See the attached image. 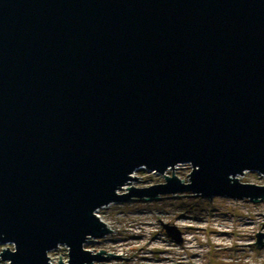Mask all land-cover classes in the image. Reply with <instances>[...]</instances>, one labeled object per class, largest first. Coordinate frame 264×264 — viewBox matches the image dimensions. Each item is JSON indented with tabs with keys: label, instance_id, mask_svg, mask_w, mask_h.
Masks as SVG:
<instances>
[{
	"label": "water",
	"instance_id": "obj_1",
	"mask_svg": "<svg viewBox=\"0 0 264 264\" xmlns=\"http://www.w3.org/2000/svg\"><path fill=\"white\" fill-rule=\"evenodd\" d=\"M182 164L188 182L164 174ZM139 169L164 182L127 186ZM248 171L264 177V0H0L1 261L115 260L83 248L109 232L96 209L260 201Z\"/></svg>",
	"mask_w": 264,
	"mask_h": 264
},
{
	"label": "rangeland",
	"instance_id": "obj_2",
	"mask_svg": "<svg viewBox=\"0 0 264 264\" xmlns=\"http://www.w3.org/2000/svg\"><path fill=\"white\" fill-rule=\"evenodd\" d=\"M182 183L188 182L190 167L177 165L165 171ZM127 186L149 187L164 182L163 175L139 169ZM237 180L264 186V177L248 171ZM126 186L118 190L125 192ZM96 218L108 234L98 240L87 239L83 248L103 256L119 255L115 260L94 264H264V237L256 246L254 234L264 233V198L257 202L226 197L202 198L190 193L161 195L156 200H130L96 209ZM175 226L181 242L170 240L163 225ZM11 245H0L1 249ZM66 247L48 251L49 264L66 263ZM122 257V258H120ZM126 258V259H124ZM0 264H7L0 260Z\"/></svg>",
	"mask_w": 264,
	"mask_h": 264
},
{
	"label": "bare ground",
	"instance_id": "obj_3",
	"mask_svg": "<svg viewBox=\"0 0 264 264\" xmlns=\"http://www.w3.org/2000/svg\"><path fill=\"white\" fill-rule=\"evenodd\" d=\"M125 189V188H124Z\"/></svg>",
	"mask_w": 264,
	"mask_h": 264
},
{
	"label": "built area",
	"instance_id": "obj_4",
	"mask_svg": "<svg viewBox=\"0 0 264 264\" xmlns=\"http://www.w3.org/2000/svg\"><path fill=\"white\" fill-rule=\"evenodd\" d=\"M96 216V215H95Z\"/></svg>",
	"mask_w": 264,
	"mask_h": 264
}]
</instances>
